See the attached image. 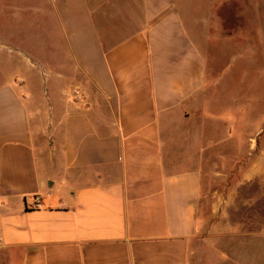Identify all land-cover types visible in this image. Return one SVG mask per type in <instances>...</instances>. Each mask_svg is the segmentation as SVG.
<instances>
[{
    "label": "crops",
    "instance_id": "1",
    "mask_svg": "<svg viewBox=\"0 0 264 264\" xmlns=\"http://www.w3.org/2000/svg\"><path fill=\"white\" fill-rule=\"evenodd\" d=\"M177 7L42 0L40 36L0 33V264H193L205 166L241 142L195 43L223 24Z\"/></svg>",
    "mask_w": 264,
    "mask_h": 264
},
{
    "label": "rangeland",
    "instance_id": "2",
    "mask_svg": "<svg viewBox=\"0 0 264 264\" xmlns=\"http://www.w3.org/2000/svg\"><path fill=\"white\" fill-rule=\"evenodd\" d=\"M41 1L0 0V33L13 32V44L28 45L22 27L34 24L40 36ZM176 5L181 18L200 26L223 24L205 38L199 27L195 43L208 44V77L217 81L210 89L211 111L236 112L241 142L220 144L225 160L213 158L220 163L205 166L210 179L202 182L203 217L192 262L217 264L220 257L224 264H238L236 253L241 264H264V0H176ZM41 164L38 157L39 169Z\"/></svg>",
    "mask_w": 264,
    "mask_h": 264
},
{
    "label": "built area",
    "instance_id": "3",
    "mask_svg": "<svg viewBox=\"0 0 264 264\" xmlns=\"http://www.w3.org/2000/svg\"><path fill=\"white\" fill-rule=\"evenodd\" d=\"M36 208H38V204H36V206H35Z\"/></svg>",
    "mask_w": 264,
    "mask_h": 264
}]
</instances>
